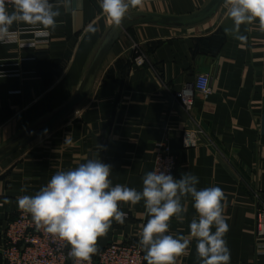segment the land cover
I'll return each instance as SVG.
<instances>
[{
  "label": "crops",
  "instance_id": "obj_1",
  "mask_svg": "<svg viewBox=\"0 0 264 264\" xmlns=\"http://www.w3.org/2000/svg\"><path fill=\"white\" fill-rule=\"evenodd\" d=\"M208 1L144 0L128 14L186 15ZM50 3L60 11L55 30L13 23L9 32L19 33L18 42L0 38V147L73 97L113 24L95 0ZM227 10L224 2L212 18L192 27L140 24L127 30L79 109L0 163V264H5L4 232L20 210L19 196L34 195L55 172L88 159L112 166L113 186L140 191L162 136L178 155L175 178L192 173L199 178L198 190H223L229 264H264V238L256 234L257 203L264 201V30L257 19L235 32ZM136 50L147 56L142 67L132 64ZM200 74L210 78L208 95L194 90ZM184 91L194 94L189 111L177 96ZM187 128L196 130L195 147L183 145ZM181 203L185 219L173 217L169 234L191 243L176 264H199L189 229L193 217L198 219L194 201L189 195ZM120 209L128 214L125 223L113 221L98 250L112 241L139 240L149 218L144 202L121 203Z\"/></svg>",
  "mask_w": 264,
  "mask_h": 264
},
{
  "label": "clouds",
  "instance_id": "obj_2",
  "mask_svg": "<svg viewBox=\"0 0 264 264\" xmlns=\"http://www.w3.org/2000/svg\"><path fill=\"white\" fill-rule=\"evenodd\" d=\"M14 10L9 12L6 0H0V38L7 37L13 23H26L55 30L59 6L50 0H8ZM227 15L240 25L259 21L264 30V0H224ZM107 19L122 25L130 8L143 7L144 0H98ZM95 32V28H91ZM226 31H228L226 29ZM238 39H244L237 36ZM66 142H69L66 139ZM112 166L100 159H88L75 168L59 170L34 195L17 198V206L30 214L37 231L65 242L73 264H91L98 252L99 238L107 235L113 221L123 225L127 213L120 204L136 205L143 201L148 219L139 234L147 264H176L179 256L189 250L191 240L169 234L173 217L183 222L186 209L181 197L191 196L197 217L189 224L190 236L195 238L199 264H229L230 250L225 239L229 226L224 217L225 199L218 186L197 189L199 178L185 173L175 178L169 168L148 171L142 177V190L115 184L110 179ZM21 191H26L21 188ZM215 228V231H213Z\"/></svg>",
  "mask_w": 264,
  "mask_h": 264
},
{
  "label": "built area",
  "instance_id": "obj_3",
  "mask_svg": "<svg viewBox=\"0 0 264 264\" xmlns=\"http://www.w3.org/2000/svg\"><path fill=\"white\" fill-rule=\"evenodd\" d=\"M98 3V0H95ZM13 5L6 0V7ZM5 41L19 40L18 32H9ZM147 56L136 50L132 62L136 67L145 65ZM194 90L202 94L211 93L210 78L207 74H200L194 84ZM181 102L187 111L194 105L192 92H179ZM197 133L192 128L182 132L183 145L192 148L197 145ZM178 164V155L171 148L168 136H162L156 142L153 158V170L169 168L175 177ZM256 234L258 238H264V201L257 203ZM69 247L65 242L43 232L37 231L30 214L19 210L17 216L11 219L4 232V243L1 249L5 264H73L69 257ZM145 252L139 244V240H120L108 243L92 256L91 264H145Z\"/></svg>",
  "mask_w": 264,
  "mask_h": 264
},
{
  "label": "water",
  "instance_id": "obj_4",
  "mask_svg": "<svg viewBox=\"0 0 264 264\" xmlns=\"http://www.w3.org/2000/svg\"><path fill=\"white\" fill-rule=\"evenodd\" d=\"M224 0H209L196 12L186 15H171L155 12H132L117 27L114 24L106 32L88 66L85 77L73 97L51 114L17 134L0 147V163L48 132L51 128L74 114L92 92L101 66L116 41L130 28L140 24H158L173 28L192 27L212 18Z\"/></svg>",
  "mask_w": 264,
  "mask_h": 264
},
{
  "label": "trees",
  "instance_id": "obj_5",
  "mask_svg": "<svg viewBox=\"0 0 264 264\" xmlns=\"http://www.w3.org/2000/svg\"><path fill=\"white\" fill-rule=\"evenodd\" d=\"M133 64V63H132Z\"/></svg>",
  "mask_w": 264,
  "mask_h": 264
}]
</instances>
